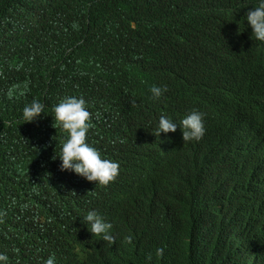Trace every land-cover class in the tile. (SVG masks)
<instances>
[{"label":"trees","instance_id":"trees-1","mask_svg":"<svg viewBox=\"0 0 264 264\" xmlns=\"http://www.w3.org/2000/svg\"><path fill=\"white\" fill-rule=\"evenodd\" d=\"M261 2L0 0V253L7 264H36L66 235L62 224L82 227L86 211L73 194L102 192L60 170L69 133L53 108L72 96L83 97L91 114L86 142L102 159L121 162L122 174L103 190L147 218L144 242L172 244L161 264H264V41L246 18ZM222 68L231 72L214 80ZM181 85L201 92L206 135L177 147L154 172L133 124L169 100L165 93L154 99L153 86ZM33 100L44 114L27 123L23 108ZM170 169L194 182L197 197H160ZM86 198L98 207L94 193Z\"/></svg>","mask_w":264,"mask_h":264},{"label":"clouds","instance_id":"clouds-1","mask_svg":"<svg viewBox=\"0 0 264 264\" xmlns=\"http://www.w3.org/2000/svg\"><path fill=\"white\" fill-rule=\"evenodd\" d=\"M246 18L256 40L264 41V0L257 7L251 8L246 13ZM227 69L229 68L218 69L214 80L219 81L223 73L231 72ZM150 91L154 99H159L165 93L169 100L152 106L144 115L142 112L139 118L135 119L133 125L136 127L131 132L138 139L139 145L148 147L149 156L145 159L151 162L153 171L157 172L160 162L162 166V162L172 157L170 154L177 147L204 138L205 113L199 112L202 94L192 87L181 85L167 92V86H153ZM130 103L132 107L137 106L135 100ZM44 107L36 100L25 105L24 122L36 121L44 114ZM53 111L54 119L69 133L59 156L62 162L60 170L74 172L75 182L84 185L91 182L89 187L101 188L103 193L90 189L73 194V200H80L86 211L82 217V227L73 231L68 222L62 224V231L66 235L51 249L39 252L36 264H111L115 259L132 260L135 257H144L157 264L163 263L165 254L172 248L169 240H163L159 246L144 242L142 236L150 225L147 218L137 213L126 202L118 204L103 190L104 186L115 182L119 174H122L121 162L102 159L100 152L86 142L91 114L86 108L85 99L66 97L54 106ZM159 191L163 199L176 193L192 199L197 197L194 182L190 178L178 176V172L173 169L166 171L160 178ZM89 192L95 194L98 207H91L86 198ZM67 200L68 198L58 205L66 203ZM107 213L108 216H113L112 220L105 218ZM3 215H6V212ZM235 236L237 233L232 234L231 252L237 249ZM0 262L7 264L8 256L0 253Z\"/></svg>","mask_w":264,"mask_h":264}]
</instances>
